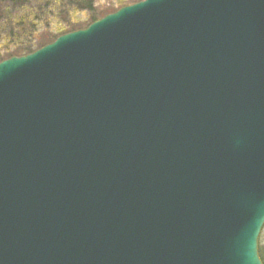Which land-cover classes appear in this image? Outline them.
<instances>
[{
	"label": "water",
	"instance_id": "obj_1",
	"mask_svg": "<svg viewBox=\"0 0 264 264\" xmlns=\"http://www.w3.org/2000/svg\"><path fill=\"white\" fill-rule=\"evenodd\" d=\"M264 0H145L0 62V264H263Z\"/></svg>",
	"mask_w": 264,
	"mask_h": 264
},
{
	"label": "trees",
	"instance_id": "obj_2",
	"mask_svg": "<svg viewBox=\"0 0 264 264\" xmlns=\"http://www.w3.org/2000/svg\"><path fill=\"white\" fill-rule=\"evenodd\" d=\"M0 0V62L29 55L58 37L87 28L106 14H96L94 0ZM77 7L87 18L78 22L55 24L54 12ZM72 14V13H71ZM65 23V22H63ZM54 25V26H53ZM54 27V28H53ZM259 256L264 264V228L259 238Z\"/></svg>",
	"mask_w": 264,
	"mask_h": 264
},
{
	"label": "rangeland",
	"instance_id": "obj_3",
	"mask_svg": "<svg viewBox=\"0 0 264 264\" xmlns=\"http://www.w3.org/2000/svg\"><path fill=\"white\" fill-rule=\"evenodd\" d=\"M141 1L143 0H94V8L96 10V14H110L124 6H130ZM65 3L68 4L69 0H66ZM73 10L77 11V13L71 12L72 14H68V11H70V9H66V11L63 10L62 13L54 12V18L56 19L54 20V23L59 24L60 22H62L60 24H66L73 21L79 23L80 21L78 18H82L81 20H85L88 17V13L85 10H78L77 7H73Z\"/></svg>",
	"mask_w": 264,
	"mask_h": 264
}]
</instances>
